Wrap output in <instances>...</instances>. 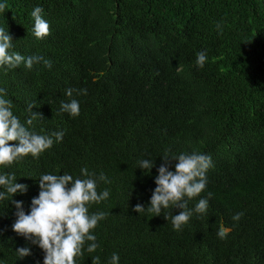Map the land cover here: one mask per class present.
Segmentation results:
<instances>
[{"label":"trees","instance_id":"1","mask_svg":"<svg viewBox=\"0 0 264 264\" xmlns=\"http://www.w3.org/2000/svg\"><path fill=\"white\" fill-rule=\"evenodd\" d=\"M0 3L7 4L0 27L12 37L10 51L52 61L50 70L42 62L31 70L0 68L4 98L22 124L35 104L32 112L44 117L31 126L37 134L65 133L38 159L0 167L28 186L12 199L28 214L43 174L83 178L87 167L110 181L97 187L109 198L89 207L90 214L107 213L92 230L99 247L89 254L86 243L76 264H92L94 256L108 264L113 253L119 264H264V0ZM35 7L50 25L39 41ZM201 51L203 68L196 65ZM67 88L87 89L86 96L73 94L80 103L75 118L60 111ZM165 151H198L213 162L206 189L189 202L194 208L211 192L207 214H193L181 231L165 220L170 210L158 217L132 210L150 206ZM144 159L155 163L150 174L138 168ZM10 201H0V264H43V251L12 230L17 210ZM221 227L225 239L217 236ZM24 247L31 254L19 259L16 250Z\"/></svg>","mask_w":264,"mask_h":264},{"label":"clouds","instance_id":"2","mask_svg":"<svg viewBox=\"0 0 264 264\" xmlns=\"http://www.w3.org/2000/svg\"><path fill=\"white\" fill-rule=\"evenodd\" d=\"M7 8L6 3H0V12ZM44 9L35 7L31 12L34 21L32 34L36 40H43L50 34V25L43 18ZM218 32L222 33L221 24L218 22ZM14 46L9 30L0 27V68L13 70L21 65L26 70H31L35 64L43 63L45 68H52V61L43 56L34 55L25 57L18 52L10 51ZM196 65L203 68L207 61V52H198ZM183 69L179 66L176 71L180 73ZM87 95V89L67 88L65 95L68 100L60 101V111L68 113L71 117L80 114V103L72 98L73 94ZM5 91L0 89V167H10L14 162H19L25 157L31 156L38 159L46 150L50 149L54 142L63 140L65 133L55 131L51 135H41L31 130L33 122L43 121L42 114L33 113L35 104L28 105L29 117L22 124L20 119L13 113V103L4 98ZM54 138V139H53ZM163 163L158 168L150 206L145 208L137 204L132 210L138 214L147 212L158 217L163 214L165 220H171L173 229L181 231L188 223L193 214L203 217L207 214L209 200L200 198L194 208H189V202L206 189L207 172L213 167L210 155L198 151L191 153L169 154L165 151L161 157ZM176 161L175 171H170L169 166ZM142 171L150 174L155 167L152 160L144 159L138 162ZM83 178H74L64 173L62 175L43 174L40 176L39 195L31 201L30 211L26 214L23 210V202L12 198L17 194H25L28 186L17 183L15 173L0 174V201H6L11 197L10 203L16 208V221L12 230L32 244L38 246L44 253L43 264H76V258L83 255L85 244L86 251L91 254L99 247L96 235L92 234L100 221L106 219L105 212H89L92 204H99L110 196V191L105 189L98 193L97 187L100 182L110 183L108 177L101 172L97 176L89 172L87 167L80 169ZM172 209H180L178 215H172ZM244 213L239 212L232 216L233 221H240ZM228 229L221 227L217 232L220 239H225ZM20 258L31 254L27 247L16 250ZM119 255L113 253L108 264H119ZM92 264H100V257H92Z\"/></svg>","mask_w":264,"mask_h":264}]
</instances>
